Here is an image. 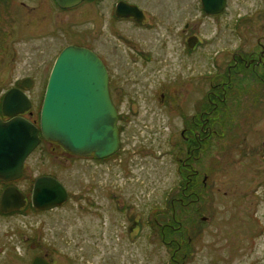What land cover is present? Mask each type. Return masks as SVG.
Returning a JSON list of instances; mask_svg holds the SVG:
<instances>
[{
	"label": "flooded vegetation",
	"instance_id": "flooded-vegetation-1",
	"mask_svg": "<svg viewBox=\"0 0 264 264\" xmlns=\"http://www.w3.org/2000/svg\"><path fill=\"white\" fill-rule=\"evenodd\" d=\"M45 2L50 20L61 18L88 5L95 6L97 18L104 20L102 24L98 22L93 27L94 48L85 42L71 39L75 36L78 40L85 38L79 29L72 25L55 23L52 33L62 35L68 43L58 50L49 64L50 68L45 74L44 93L54 63L64 49L75 46L92 51L106 70L109 97L116 112L118 146L105 158H96L93 155L80 157L65 151L54 142L41 138L39 145L25 160L21 177L11 182L0 181V196L6 188L15 187L24 194L26 201L21 210L9 214L0 212V215L18 214L32 217L24 233L20 232L18 236L14 234V241L0 244V264H149V242L152 236L153 242L159 241V264H225V256L228 260L232 255L241 256L244 252L254 254L257 238L262 236V218L249 215L252 216L251 221L244 223H241V220L236 222L225 219L224 246L219 248L218 242L212 239L214 222L205 215V203L199 204L202 197H207L211 190L208 185L211 183L209 178L212 172L201 174L198 162L203 153L207 155L211 152L216 133L225 139V102L234 88V74H238L243 87L248 75L264 82L262 45L259 54L241 52L237 58H233L234 65H228L226 68L225 44L214 50L207 48L214 40L204 35L205 20L212 21L216 28L221 27L222 23L219 21L225 15L228 0L222 11L212 14L205 12L201 0H193V5L188 6V10L190 13L195 11L196 14L186 21L180 12L170 9L171 0L159 1L164 3L165 10L158 11H154L157 4L152 6L151 2L148 4L142 0H91L67 9L60 7L55 0ZM182 2L177 0L179 5ZM120 3L135 7L139 12L135 16L119 15L117 6ZM11 5L13 0H0V55L4 54L6 47L5 26L13 14L9 9ZM101 5H106L104 10ZM123 24L137 30L142 34V38L148 40L150 35L151 40L139 41L132 34L122 36L118 26ZM106 33L109 37H115L120 43V49L111 45L108 38L102 41ZM104 43H110V46L106 44L104 47ZM201 61L205 70L198 74ZM181 68L184 73L180 71ZM190 68L193 69L191 72ZM27 79L33 82L31 86L19 87L21 80L0 94V118L3 121L9 120L2 115L3 98L9 90L18 88L26 94L32 105L22 116L39 127V115L33 112L32 101L36 82L33 78ZM245 91L242 92L243 97L246 96ZM258 94L256 91L252 92L255 98H260ZM241 102L244 109V100ZM216 114L220 115L215 118ZM253 114L255 115L251 112V117ZM242 115L243 122H246L249 116L246 112ZM139 116L148 122L153 121L149 124L159 131V155L167 157L176 167L175 183H172L168 190L170 195L175 192L174 195L177 196L170 202L172 217L154 218L156 233H153V227L150 231L151 218L147 202H143L142 196L139 202H133L134 193L144 194L145 190L140 189L138 185H132L140 182L136 177L131 179L133 170L129 163L134 159L146 163L149 158L146 136L151 132L147 130L152 129L147 124L139 125ZM136 129L138 138L144 144L139 142L137 145L139 139L130 136L131 131L134 135ZM165 135L167 137L163 138ZM251 143L253 142L246 146L245 139L242 144L245 152L255 150L252 149ZM38 150L59 161L58 166L61 167L81 162L86 169L95 168L92 170V176H87L85 172L84 186L77 195V199L83 201L78 204V208L84 218L79 225L78 240L73 245L69 242L71 238L66 228L62 229L51 224L49 219L42 218L61 210L72 199L71 192L57 180L54 176L56 174L39 175L30 179L26 187L17 186L20 182L27 181L26 163ZM257 160L264 165V154H258ZM104 167L109 174L108 181L97 186L100 182L98 178H103ZM118 173L123 180L121 183L117 180ZM39 177L54 178L65 188L67 199L64 204L49 210L33 207L31 194L35 180ZM251 191L255 199L259 197V200L264 202V173ZM255 204L257 203H252ZM156 206V215H160L161 209L165 208L164 204H161L162 207L160 204ZM186 212H189V215ZM88 216L92 218H87ZM18 246L20 251L17 250ZM72 247L74 249L71 250ZM134 250L135 253L139 251L140 255L135 256ZM254 260H250L248 264H257Z\"/></svg>",
	"mask_w": 264,
	"mask_h": 264
},
{
	"label": "rangeland",
	"instance_id": "rangeland-1",
	"mask_svg": "<svg viewBox=\"0 0 264 264\" xmlns=\"http://www.w3.org/2000/svg\"><path fill=\"white\" fill-rule=\"evenodd\" d=\"M142 1L148 4L151 2L152 6L157 4V10L154 8V11L165 10L163 7L164 3H160L161 0H158V2L157 0ZM182 1L181 5H179L177 0H171L170 9L180 12L182 18L186 21L194 17L193 15L196 12L190 13L188 10V6L192 7L193 0ZM101 6V9L104 10L106 5ZM146 7L149 8V6ZM9 9L13 14L11 19H8V25L6 24L5 26L6 47L4 54L0 55V94L11 88L18 81L33 78L36 82L34 93H32L33 112L38 113L40 117V109L44 97L45 74L48 72L49 64L55 58L58 50L68 43L62 35L57 34V32L52 33L53 26L55 23L57 25L74 26L75 29L80 30L85 38L81 37L78 40L75 36L74 38L71 37V39L85 42L94 48L95 29L93 27L98 22L102 24L104 20L102 19L101 21L97 18V9L92 5L84 6L75 12L66 14V17L63 16L55 20H50L45 0H13V5ZM9 9L7 8V10ZM209 21L205 20L204 35L207 38H213L214 41L207 48L214 50L225 44V68L228 65H234L232 62L233 58H237L241 52L259 54L261 52L260 45L264 47V0H228L225 15L219 21L222 26L216 28L212 21ZM118 27L124 37L132 34L139 41L149 42L151 40L150 35L148 40L142 38V34L137 30L130 29L128 24ZM103 29L104 31L106 30L104 25ZM106 38L111 41V45L118 46L120 49V43L114 39V36L109 37L106 33L102 41L104 42ZM106 44L104 43V47H106ZM107 45L110 46V43ZM192 70V68L189 69L190 72ZM204 70L205 67L201 61L198 65V74H201L202 72L200 71ZM180 71L184 73V69L181 68ZM234 76V88L232 93H230L231 95L228 94L230 96L225 102V139L216 133L211 152L207 153V155L203 153V157H200L198 162V169L201 174L208 171L212 172V176L209 178L211 183L208 185L211 190L207 197H202L199 204L201 202L205 203V206L203 205L206 210L205 215L214 222L212 239L214 242H218L217 246L219 248L224 246L225 219H232L236 222L241 220V223H244V221H251L252 216L253 218L257 216V218H262L264 222V202L260 201L259 197L257 198L256 196L257 199H255L254 195H251V192H253L251 190L264 173V165L257 160L258 154H264V82H260L257 78L248 75L245 79V87H243L238 74L236 73ZM243 90H246L245 97L242 94ZM253 90L260 94V98H255L252 95ZM241 100H244V109ZM252 103H255V107ZM244 112L249 116L246 122H243L242 114ZM251 112L255 113L252 117L250 115ZM220 114H216L214 117L217 118ZM138 121L140 122L139 125L142 123L144 125L147 124L152 129L147 130V132H151L146 136V144L149 145V158L146 163L145 161L141 163L139 159H134L136 156L134 158L130 157V159H134L129 163L133 170L131 179L133 180V177H136L141 184L132 183V185H138L140 189L145 190L144 194L135 192L133 202H139L141 196L143 197V202L144 200L147 202L149 217L151 218L150 231H152L151 227H153V233H156L154 218L170 219L172 217L170 202L177 196L174 195L175 192L170 195L168 190L172 183H175L174 170L176 167L167 157L163 158L159 155L160 150H157L160 143L158 142L159 131L154 130L153 125L149 124L153 121L148 122L141 116L138 117ZM220 131L219 129L218 132ZM132 132L131 135L129 134L131 137H139L137 129L134 131V135H132ZM165 137L167 135L163 136V138ZM138 139L137 145H139V142H143L140 141V138ZM245 139L246 146L253 142L251 143L252 149L255 150L245 152V147L242 146L245 143ZM58 162L56 159H51L46 154H43L42 151H36L26 163L25 175L27 181L25 183L20 182L17 186L26 187L30 179L39 175L56 174L54 176L57 180L71 192L72 199L61 210L42 218L49 219L51 224L62 229L66 228L71 238L69 242L73 245L78 240L79 225L84 218V214L78 208V204L83 201H79L77 195L80 194L81 187L84 186L85 172L87 176H92V170H95V168L90 167L87 170L81 162L61 167L58 166ZM102 175L103 178H98L100 182L97 186H100V184L104 185L108 181L109 174L106 167L102 169ZM117 180L118 183L123 181L120 178V173L117 174ZM253 202L257 204L252 205ZM159 204L160 207H162L161 204H164L165 208L161 209L162 213L160 212V215H156L158 210L155 207ZM186 213L189 215V212ZM183 217L186 218L185 215ZM31 218L30 215H0V244L14 241V234L18 236L20 232L24 233L25 227L29 226ZM87 218L92 217L88 216ZM261 225L263 226L262 236L257 238L255 253L246 254L244 252L241 256L232 255L228 260H226L225 256V264H248L253 259H255L254 261L257 264L264 263V223ZM150 240L149 264H159V241L153 242V236ZM12 249L14 250V248ZM20 249L18 246L17 250L20 251ZM72 249L74 248L72 247ZM165 250H168V248H165ZM134 254L138 256L140 252L135 253L134 250Z\"/></svg>",
	"mask_w": 264,
	"mask_h": 264
},
{
	"label": "water",
	"instance_id": "water-1",
	"mask_svg": "<svg viewBox=\"0 0 264 264\" xmlns=\"http://www.w3.org/2000/svg\"><path fill=\"white\" fill-rule=\"evenodd\" d=\"M71 8L91 0H55ZM207 14L222 11L226 0H201ZM117 12L135 16L137 8L120 3ZM30 79L19 87L32 85ZM29 98L18 88L9 90L2 103L0 118V181L21 177L24 162L39 145L41 138L60 145L76 156L105 158L118 146L116 112L108 92V78L100 59L90 50L70 46L57 57L46 85L39 117V127L22 116L31 109ZM67 199L65 188L54 178L39 177L31 194L33 207L49 210ZM26 204L24 194L15 187L0 196V212L9 214ZM36 264V263H33Z\"/></svg>",
	"mask_w": 264,
	"mask_h": 264
}]
</instances>
